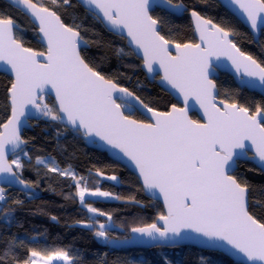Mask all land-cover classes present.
<instances>
[{"label":"snow or ice","instance_id":"1","mask_svg":"<svg viewBox=\"0 0 264 264\" xmlns=\"http://www.w3.org/2000/svg\"><path fill=\"white\" fill-rule=\"evenodd\" d=\"M10 2L28 16L46 47L44 51L26 47L17 35V19L0 12V68L13 76L7 89L10 114L0 122V178L7 185L38 187L23 178L25 164L17 149L29 157L23 147L29 141L22 137L21 126L31 117L59 121L118 150L134 165L143 189L162 196L165 211L152 223L132 227L131 233L153 241H171L173 247L182 240H196L226 259L236 257L239 264H264V214L253 211L250 185L236 174L242 159L257 161L264 170V105L252 109L236 102H217L218 90L212 78L216 70L213 58L225 57L237 73L256 78L264 86V64L237 47L230 38L233 32L193 8L191 17L199 42L177 43L162 34L163 19L153 14L156 8L183 11V5L173 0H83L86 10L108 31L128 41L147 73L153 79L159 76L160 82L182 99V106L173 103L169 110H158L98 68L86 54L89 40L81 34L80 25L65 23L43 0ZM50 2L58 8L70 5L71 0ZM224 4L234 5L253 30L264 25V0H224ZM247 83L256 86L251 80ZM53 93L55 104L50 105L45 97ZM196 105L202 112L200 119L189 114ZM140 109L151 114L148 120L133 118ZM36 164L73 181L75 196L93 214L76 223L94 230V236L105 243H113L115 238L109 237L108 231L116 225L95 218L106 216L111 221V214L93 207L86 197H121L90 189L83 176L70 167L61 168L54 157L37 156ZM97 175L103 173L98 171ZM106 178L117 180L116 175ZM9 199L0 187V201L4 202L0 216L10 220L16 211L11 205L21 206L23 201L11 199L10 205ZM130 199L140 203L135 197ZM129 239L133 237L120 242ZM12 251L13 243L5 241L0 264L78 261L62 248H31L27 258L10 259Z\"/></svg>","mask_w":264,"mask_h":264},{"label":"trees","instance_id":"2","mask_svg":"<svg viewBox=\"0 0 264 264\" xmlns=\"http://www.w3.org/2000/svg\"><path fill=\"white\" fill-rule=\"evenodd\" d=\"M43 3L47 7L55 8L65 23L81 26V34L89 40L87 56L107 77L115 80L121 87L128 88L158 110H169L171 104L176 103L157 85L158 77L152 82L149 81L141 69L142 62L127 47L125 39L109 33L99 20L75 0H71L70 5L61 4L58 8L50 0H43ZM173 3L185 7L182 17L162 10H155L153 13L163 19L162 34L177 43L196 42L189 19V13L195 8L206 19L231 30L232 40L237 47L264 64V31L261 32L258 43H255L248 30L214 0H173ZM0 12L11 13L17 19L20 26L17 35L26 47L37 51L45 50L39 42L37 30L27 16L2 0ZM119 49H123V53ZM10 81L11 78L0 74V122L6 121L10 114L7 100ZM214 81L219 100L236 102L252 109L256 105H264L262 96L239 89L228 75L220 74ZM45 100L50 105L54 104L52 99L45 97ZM192 117L197 119L195 115ZM133 118L146 120L137 111ZM29 125L30 128L24 131L22 137L29 141L24 150L28 152L31 160L22 152L18 156L25 164L23 178L36 182L38 187L30 189V192L5 188L10 205L11 199L23 201L21 206L11 205L16 209L14 218L9 220L0 216V248L5 247V241L13 243L10 259L27 258L26 254L31 248L40 251L62 248L78 258L77 264H208L209 260L212 264H237L226 259L224 255L191 246L113 249L103 238L95 237L94 230L76 223L78 220H87L93 214L88 213L75 196L76 189L71 186L73 181L47 172L43 166L36 164L37 156L54 157L61 168L70 167L77 176H83L90 189L99 188L121 197L104 200L86 198L93 207L111 214V221L106 216L95 218L106 225H116L108 231L109 237L115 240L129 237L132 227L154 222L157 215L163 212V208L145 195L131 172L113 162L105 153L89 146L79 132L47 118L31 121ZM98 171L103 175H97ZM236 174L250 185V204L253 211L264 214V172L251 162L244 161L240 162ZM111 175H116L117 180L106 178ZM131 197H135L140 203H135ZM0 204L3 205L4 202L0 201Z\"/></svg>","mask_w":264,"mask_h":264},{"label":"water","instance_id":"3","mask_svg":"<svg viewBox=\"0 0 264 264\" xmlns=\"http://www.w3.org/2000/svg\"><path fill=\"white\" fill-rule=\"evenodd\" d=\"M2 1L6 2L11 7L15 8L16 10L19 11V9H17L16 7H14L11 4L10 0H2ZM75 1L86 10V5H84L83 0H75ZM214 1L218 2L222 8H224L229 14H231L234 18H236V20L238 22H240L248 30V32L250 33V35L253 38V41L255 43H258L259 37H260L261 32H262L261 28H264V25H262L261 28H257L256 30H253L250 26V23L247 21L246 17L242 13H240L239 10L236 9L234 5L230 6V7H225L224 0H214ZM155 10H162V9L156 8ZM162 11H165V12H167L171 15H174L176 17H182L184 12H185V7H184L183 11L170 10L167 8L163 9ZM21 13H23V12H21ZM189 19L191 21V26L193 29V33H194L196 42H199L198 41V34L194 30L195 29V23H194V19L191 17V12L189 13ZM100 23H101V21H100ZM101 24L107 30L105 25L103 23H101ZM108 32L113 34V35L120 36V35L114 34L113 32H110V31H108ZM37 34H38V32H37ZM38 37H39V42L45 48L46 47L45 43L41 40L39 35H38ZM230 38L232 39V36ZM125 41H126L127 47L132 51V49L128 45V41L126 39H125ZM134 55L136 58H138L142 62L141 69L146 74L149 81L152 82L154 80L152 78V74L147 73L146 69L143 68L142 59L138 55H136V54H134ZM213 64H214V66H216V70L212 73V78L214 80H217L219 78L220 74L228 75L234 81V83L238 86L239 89H241V90L245 89L248 92L256 93V94H258L264 98V86H260L259 81L256 78L246 77V76H243L242 73H237L235 71V69L232 67L231 62L228 61L225 57H221L219 60H216L215 58H213ZM0 74L8 76L9 78H11V80L13 79L12 74L10 72L4 71L3 68H0ZM157 77H158V79L156 81L157 85L164 92L169 94L171 96V98L178 104V106H182V99L178 100L177 97L168 89V87L160 82L159 76H157ZM250 80L253 81L256 86L249 85L247 82ZM46 97L49 99H52L54 101V104H55L54 93L52 95H49ZM219 101L220 100L218 99V95H217V102H219ZM190 103L194 104L195 102L190 101ZM137 112L141 116H143L146 120H148V118H150V116H151L150 113H146L145 110H143V109H140ZM189 114L191 116L195 115L197 117V119H200L202 117V112L199 110L198 105H196L193 109H191ZM40 119H42V118H39V119H37L35 117L29 118L27 123L23 124L21 126L22 136H23L24 131L30 128L29 122L38 121ZM58 123L67 129L75 131L74 129L71 128V126L66 127L65 124H63L59 121H58ZM84 140L89 146H92L93 148H95L99 152L105 153L107 155V157L109 159H111L113 162L121 165L122 167L126 168L129 172H131L137 178L140 186L142 187V181L139 179L138 172L135 169L134 165H132L131 162L127 160V158H123L122 154H118V150L112 149L109 145L105 144L103 141H100L99 138H96V137H84ZM23 147H25V146H23ZM18 153H20L19 149H17V154ZM248 155H249V157H251L252 153L249 152ZM11 158H12V155L9 152L8 159L11 160ZM244 161L251 162L256 168H258L260 171L264 172V170H262V167L258 164L257 161H254L251 159H246V160L242 159L240 162H244ZM0 187L15 189V190L22 191V192H30V189H24L23 186L19 185V184L14 183L12 185H7L4 182L3 178H0ZM142 189H143V187H142ZM143 192L145 193V195L148 198H150L153 201L158 202L162 206L163 211H165L164 206H163V198H162V196L159 195V193H156L155 196H153L152 193L147 192L144 189H143ZM129 237H133V239H129L125 243L120 242V241H125V239L114 240V242L111 243L110 245L113 249H151L154 247L173 248V246H171V243H172L171 241H169V242L153 241L150 238L140 237L139 234H135V233H131V232H130ZM182 246H191V247H195L199 250H203V251L216 252V250H209L205 245L198 243L196 240H182V241H179V243L175 247H182ZM228 259H230L234 263L239 264V261L237 260L236 257H228Z\"/></svg>","mask_w":264,"mask_h":264},{"label":"rangeland","instance_id":"4","mask_svg":"<svg viewBox=\"0 0 264 264\" xmlns=\"http://www.w3.org/2000/svg\"><path fill=\"white\" fill-rule=\"evenodd\" d=\"M86 198H94V199H102V200L108 199V198H105V197H94V196H87ZM58 264H59V262H58Z\"/></svg>","mask_w":264,"mask_h":264}]
</instances>
